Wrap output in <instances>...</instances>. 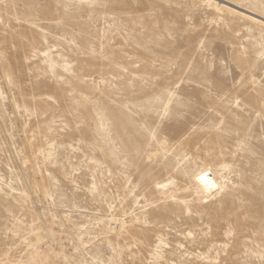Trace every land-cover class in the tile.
I'll return each instance as SVG.
<instances>
[{
    "label": "rangeland",
    "instance_id": "1",
    "mask_svg": "<svg viewBox=\"0 0 264 264\" xmlns=\"http://www.w3.org/2000/svg\"><path fill=\"white\" fill-rule=\"evenodd\" d=\"M250 3L0 0V264H264Z\"/></svg>",
    "mask_w": 264,
    "mask_h": 264
},
{
    "label": "snow or ice",
    "instance_id": "2",
    "mask_svg": "<svg viewBox=\"0 0 264 264\" xmlns=\"http://www.w3.org/2000/svg\"><path fill=\"white\" fill-rule=\"evenodd\" d=\"M208 6L210 7L211 4L209 3ZM241 7H249L254 11H259V13L261 14L262 17H264V0H256V3H250V4H242ZM201 46L203 47V42H201ZM212 71V67L210 66H206L205 70H204V76L205 78L208 77V75L211 73ZM237 105H239V100L236 101ZM208 173H204L203 175H200L197 177L198 180H200L201 182H203V192L205 194H208L210 189L212 188H219L220 191H223V188H220L218 185H216L215 183L209 181L207 179ZM93 187L95 188V185H93ZM199 191V190H198ZM188 235H191V233H189ZM163 247H167V245H165L163 243V240L161 239L160 243H158L153 251V255L157 258L158 261L163 260V256H162V249Z\"/></svg>",
    "mask_w": 264,
    "mask_h": 264
},
{
    "label": "bare ground",
    "instance_id": "3",
    "mask_svg": "<svg viewBox=\"0 0 264 264\" xmlns=\"http://www.w3.org/2000/svg\"><path fill=\"white\" fill-rule=\"evenodd\" d=\"M52 66H54V64H52ZM228 169V165L227 164H225V165H223L222 166V170H227ZM204 173H208V176H207V179L209 180V181H211V182H213V183H215L216 185H218L220 188H224V186H225V177L224 176H222L221 177V180H218L217 178H216V176H215V174H214V172H213V170L212 169H210V168H207V169H202V170H200V171H198L197 173H196V175H195V180L197 181V183H198V192L199 193H201L203 196H205V197H208V196H211V195H213L217 190H219V188H212V189H210V191H209V193L208 194H205L204 192H203V187H204V185H203V182H201L200 180H198L197 179V177L198 176H200V175H203ZM172 183V181L170 180V181H165V182H161V183H158L157 184V186H158V188H162V189H165L169 184H171ZM123 222H120V221H118L117 219H115V218H108L107 219V228H109V229H112V230H115L116 229V227L117 226H121V228L123 227ZM161 239L163 240V238L159 235V238H158V243H160V241H161ZM157 243V244H158ZM11 264H13V263H11Z\"/></svg>",
    "mask_w": 264,
    "mask_h": 264
}]
</instances>
